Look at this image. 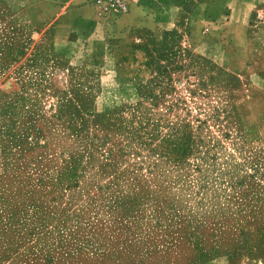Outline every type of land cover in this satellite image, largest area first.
<instances>
[{"label":"rangeland","instance_id":"rangeland-1","mask_svg":"<svg viewBox=\"0 0 264 264\" xmlns=\"http://www.w3.org/2000/svg\"><path fill=\"white\" fill-rule=\"evenodd\" d=\"M24 45L0 60V264H264L259 12Z\"/></svg>","mask_w":264,"mask_h":264},{"label":"crops","instance_id":"crops-1","mask_svg":"<svg viewBox=\"0 0 264 264\" xmlns=\"http://www.w3.org/2000/svg\"><path fill=\"white\" fill-rule=\"evenodd\" d=\"M124 1L125 11L103 12L97 0H0V60L9 52L31 50L24 45L30 35L38 41L47 38L54 45L53 50H60L62 41L72 43L74 36L82 40L99 25L110 32L122 29L124 34L132 29L160 33L175 26L185 15L194 33H199L223 18L247 26L252 15L259 12L264 21V0ZM192 2L194 7L188 13L186 8ZM33 44L38 45L37 42ZM3 167L4 154L0 145V171Z\"/></svg>","mask_w":264,"mask_h":264},{"label":"built area","instance_id":"built-area-1","mask_svg":"<svg viewBox=\"0 0 264 264\" xmlns=\"http://www.w3.org/2000/svg\"><path fill=\"white\" fill-rule=\"evenodd\" d=\"M96 3L103 12H108L110 10H117L121 12L127 9V5L124 0H97Z\"/></svg>","mask_w":264,"mask_h":264}]
</instances>
